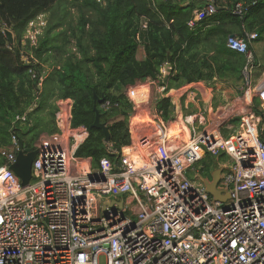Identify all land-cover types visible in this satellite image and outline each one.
Listing matches in <instances>:
<instances>
[{
	"label": "built area",
	"instance_id": "1",
	"mask_svg": "<svg viewBox=\"0 0 264 264\" xmlns=\"http://www.w3.org/2000/svg\"><path fill=\"white\" fill-rule=\"evenodd\" d=\"M200 1L202 8L188 22L192 29L217 11V0ZM247 9L238 2L233 11L243 15ZM147 25L143 20L142 29ZM39 33L32 22L27 36L35 40ZM257 37L256 32L231 36L227 46L245 55L244 97L249 103L257 97L263 108L264 72L256 79L260 65L250 48ZM33 59L22 50L25 63ZM30 72L36 77L34 69ZM167 74L162 68L158 79ZM139 90L126 88L134 136L117 162L104 157L94 167L90 158L77 156L88 131L72 127L71 98L57 101L62 139L37 146L28 185L9 166L18 153L19 137L12 134V148L1 151L7 164L0 166V264H264V133L252 134L262 116L225 136V117L197 130L192 115L187 124L194 136L184 142L183 132L171 134L163 119L154 121L141 108ZM108 149L118 152L111 144ZM204 151L230 158L219 183L225 201L186 174ZM104 197L109 201L102 204Z\"/></svg>",
	"mask_w": 264,
	"mask_h": 264
},
{
	"label": "trees",
	"instance_id": "2",
	"mask_svg": "<svg viewBox=\"0 0 264 264\" xmlns=\"http://www.w3.org/2000/svg\"><path fill=\"white\" fill-rule=\"evenodd\" d=\"M185 1L105 0L102 5L98 0H0V21L12 28L16 38L15 49L10 50L0 29V165L5 161L1 149L10 146L12 132L27 147H34L41 134L56 132L53 100L57 97L74 100L73 127L84 125L89 130L77 155L91 158L97 167L104 157L117 162L119 152L131 144L128 120L133 109L125 88L157 75L164 63L170 61L167 88L215 78L240 87L245 59L226 46L227 38L244 35L242 26L264 38V0H257L244 17L233 14L232 8L238 1L254 0H219L220 11L194 31L187 22L197 0H189L187 5ZM41 13H49V23L39 46L31 49L42 63L54 68L40 86L20 60L18 47L29 22ZM144 19L148 21L146 30L141 27ZM141 47L145 56L140 59ZM37 92L38 105L27 112ZM95 94L101 100L95 101ZM107 100L112 107L104 109L101 104ZM173 104L171 97L158 102L165 119ZM95 105L109 127V142L103 129L93 127ZM24 113L27 120L13 124ZM109 144L118 152L109 150ZM202 161L204 174L210 177L217 161L207 156Z\"/></svg>",
	"mask_w": 264,
	"mask_h": 264
},
{
	"label": "crops",
	"instance_id": "3",
	"mask_svg": "<svg viewBox=\"0 0 264 264\" xmlns=\"http://www.w3.org/2000/svg\"><path fill=\"white\" fill-rule=\"evenodd\" d=\"M189 2V0H186L184 5L189 4ZM196 5V8L199 7L201 2L196 1ZM260 41V46L255 41L252 47L264 70V38ZM260 76L261 70H258L256 72V79L260 78ZM158 80H154L153 77L148 76L146 79L136 80L134 83L140 89L138 99L141 102V108L148 111L149 116H152L154 121L163 119L168 125L171 134L183 132L185 134L184 142L189 141L194 136L190 125L187 124V117L192 115L196 117L195 127L197 130L198 128L203 130L222 116L225 117V121L221 127V132L225 136L231 135L233 129L246 120L252 121L254 116L259 115L262 116V119L254 123L252 134L258 135L260 133L262 135L264 133V106L262 108L259 102L257 104L254 101L253 103H249L244 97L242 90L244 84L243 77L240 87H236L232 82H224L215 78L212 81L200 80L184 83L178 87L167 88L164 92L161 89L163 80ZM168 96L173 99L174 104L170 108L169 118L165 119L163 116L164 112L158 111L157 105L160 99ZM221 113H225V115ZM199 117L205 118L206 122L202 123ZM131 120L132 117L130 116V127ZM131 136H134V133ZM61 139V133H43L35 142L34 147L31 148L35 149L38 145H52ZM210 177L206 176V178L203 177L202 179L204 181Z\"/></svg>",
	"mask_w": 264,
	"mask_h": 264
},
{
	"label": "clouds",
	"instance_id": "4",
	"mask_svg": "<svg viewBox=\"0 0 264 264\" xmlns=\"http://www.w3.org/2000/svg\"><path fill=\"white\" fill-rule=\"evenodd\" d=\"M100 3H102V5H105L106 4V2H105V0H98ZM197 1H199V2H201L200 0H197ZM238 2H243V1H238ZM237 2V3H238ZM254 2H256L257 3V0H254V1H252L251 3H248V2H243L247 7H248V9H247V11H246V13L249 11V8L252 6V5H255L254 4ZM236 3V4H237ZM216 4H217V11H216V13L214 14V15H212L211 17H213V16H215L217 13H218V11H220L219 9H220V4H219V0H217V2H216ZM236 4L234 5V7L232 8V10H231V12L233 13V14H235V15H238V16H240V17H244V15L246 14H243V15H239V14H236V13H234V8H235V6H236ZM202 6H203V3L201 2V5L199 6V7H197L195 10H194V12H193V15H192V17L191 18H193V16L195 15V13H196V11L198 10V9H200V8H202ZM73 11V10H72ZM211 17H209V18H207V19H204L203 21H201V22H199L198 24H197V26L195 27V28H191L189 25H188V22H189V20L191 19H189L188 20V22H187V25H188V27L190 28V29H192L193 31L194 30H196L197 28H199V27H203V26H205V24L207 23V22H209V20H210V18ZM49 18H50V16H49V13H41V14H39V15H37L35 18H33L30 22H29V24H28V28L26 29L27 30V32L26 33H24V35H23V38H22V40H21V43L19 44V58H20V60L25 64V65H28L29 66V74H30V77L32 78V79H39V84H40V86H41V84L43 85V83H44V80H45V78L47 77V74L49 73V71L51 70L50 68H48V65H45L44 63H42L41 62V60L39 59V57L35 54V52L33 51V49H31V48H33V47H35V48H37L38 46H39V42H40V38L42 37V35L44 34V32H45V29H46V27H47V25H48V23H49ZM144 20H146V19H144ZM44 22V24H40V22ZM32 22H34L35 24H36V27H38L39 29H40V33L39 34H37V37H36V39L34 40V39H32L30 36H27L28 35V31H29V29H30V27H31V23ZM147 23H148V21H147ZM3 24H5L6 25V30L4 31L3 30ZM208 26V25H207ZM147 27H148V25H147ZM242 28H243V33H244V35H236V34H231V35H229V37H231V36H237V37H245V35H246V33H253V32H255V31H247L246 30V28H245V26H242ZM0 29L2 30V33L4 34V36L7 38V32H10L11 33V35H12V39H13V43H11L8 39H7V41H8V47H9V49L10 50H14L15 49V46H14V44H15V41H16V38H15V35H14V31L12 30V28L11 27H9L8 26V24L6 23V22H4V21H0ZM147 29V28H146ZM145 29V30H146ZM257 33V32H256ZM258 34V33H257ZM228 37V38H229ZM138 38H139V34H138ZM228 38H227V41H228ZM260 40H262V39H259V34H258V37L257 38H255V39H252L251 41H250V48L254 51V49H253V47H252V44L255 42V41H260ZM26 42L25 44H23V42ZM226 46H227V42H226ZM228 47V46H227ZM229 48V47H228ZM230 50H232L231 48H229ZM22 50H25L26 52H28L29 54H32L33 56H34V59H33V61L31 62V64H27V63H25L23 60H22ZM232 51H234V52H237V53H240V52H238V51H235V50H232ZM254 53H255V51H254ZM240 54H242L243 56H244V58H245V55L243 54V53H240ZM255 55H256V53H255ZM256 59H257V62L259 63V67L257 68V70L255 71V73L258 71V70H261V74L264 72V70L262 69V64L260 63V61L258 60V58H257V56H256ZM36 63H39L38 65H40L41 67H42V69H41V71H40V69H38V66L37 65H35ZM169 63H170V61H168V62H166V63H164L161 67H160V71H159V73L157 74V75H152V76H149V77H153L154 78V80H156V79H158V76L161 74V69L162 68H166L167 69V71H168V74L165 76V78L163 79V86H166L164 83L166 82V78L171 74V71H170V65H169ZM244 65H245V63H244ZM244 67V66H243ZM53 68H54V66H53ZM30 69H34L35 71H36V73H37V75H36V77H34L33 75H32V73L30 72ZM242 77H243V69H242ZM158 81H160V80H158ZM191 83V82H190ZM132 85H135V84H132ZM128 86H130V85H128ZM127 86V87H128ZM126 87V88H127ZM126 88H125V90H124V93H125V95H126ZM243 89V94L245 95V89H244V84H243V87H242ZM166 89H167V86H166ZM165 89V90H166ZM39 95H40V92H37V96H36V100L34 101V103L29 107V109L27 110V112H29V111H32L35 107H37V105H38V100H39ZM126 97H127V95H126ZM168 97H170V96H168ZM65 98H70V97H57V98H55L54 100H53V102H54V104H55V106H56V110H55V114H56V111H57V109H58V106H57V101L59 100V99H65ZM72 99V98H71ZM127 99L129 100V98L127 97ZM163 99V98H162ZM161 100V99H160ZM72 101H73V106H74V100L72 99ZM107 101H110V100H107ZM253 101L255 102V104H257L258 102L260 103V101H259V99L257 98V97H255L254 99H253ZM106 101H104L103 103H105ZM111 102V101H110ZM129 102H130V100H129ZM103 103L101 104V107L102 108H104L102 105H103ZM112 103V102H111ZM131 103V102H130ZM132 104V103H131ZM97 106V105H96ZM98 107V106H97ZM112 107V106H111ZM104 109H106V108H104ZM109 109V108H108ZM132 109H133V111L131 112V114H130V116L133 114V112H134V108H133V104H132ZM159 111V110H158ZM18 116H20V117H23V116H25L26 117V119L25 120H23L22 118H20V119H17V117ZM129 119H130V117H129ZM27 120V113H24V114H20V115H17L16 116V118L13 120V124H16L18 121H20V122H25ZM54 120H55V124H56V126H57V123H56V117H55V115H54ZM128 125H129V120H128ZM81 126H84V125H81ZM72 127H73V109H72ZM86 127V126H85ZM73 128H77V127H73ZM86 129H87V127H86ZM60 130H59V128H58V126H57V130H56V132H54V133H58ZM87 131H88V137H89V130L87 129ZM129 132H130V128H129ZM13 133H15V132H12L11 133V144H10V146L9 147H7V148H3V149H11L12 148V134ZM54 133H51V134H54ZM16 134V133H15ZM130 135H131V132H130ZM18 136V135H17ZM19 137V136H18ZM87 137V138H88ZM21 138L19 137V140H20ZM19 140H18V150H19ZM87 140V139H86ZM107 142H109V141H107ZM131 142H132V137H131ZM25 145V144H24ZM81 147V146H80ZM79 147V148H80ZM31 148V147H30ZM3 149H1V151L3 150ZM33 150H37V153H38V148L36 147L35 149L34 148H32ZM78 151V150H77ZM207 152V151H206ZM207 153H209V152H207ZM77 154V153H76ZM210 154V153H209ZM212 155V154H211ZM222 155H224V154H221L220 156H222ZM2 156V155H1ZM17 156H18V153H17ZM36 156H37V154H36ZM78 156V155H77ZM219 156V157H220ZM2 157H4V156H2ZM79 157V156H78ZM219 157H217V158H215L216 159V161H217V168L216 169H218V168H221L222 169V172H221V176H222V174H223V172H224V166H222L221 165V163H220V161H219ZM36 158V157H35ZM83 158H87V157H83ZM204 158V157H203ZM203 158H202V160H203ZM4 159H5V157H4ZM16 160H17V157H16ZM201 160V161H202ZM5 161H7L6 159H5ZM34 161V160H33ZM16 162V161H15ZM15 162H13V163H15ZM200 162V161H199ZM13 163H11L9 166H11ZM2 165H5V164H2ZM2 165H0V166H2ZM32 165H33V163H32ZM216 169H214V170H216ZM213 170V171H214ZM211 176H212V174H211ZM221 176H220V179H219V182H218V189H219V183H220V180H221ZM20 178V177H19ZM32 178V177H31ZM21 179V178H20ZM208 180H212V177H210V178H208ZM205 181L206 180H204V183H205ZM205 185H206V183H205ZM207 188V187H206ZM221 190V189H220ZM209 192V191H208ZM210 193V192H209ZM223 193V192H222ZM211 194V193H210ZM212 195V194H211ZM223 195H227V194H224L223 193ZM213 196V195H212ZM214 197V196H213ZM228 198V197H227ZM113 200H116V201H120V200H123V199H120V200H117V199H113ZM112 200V201H113Z\"/></svg>",
	"mask_w": 264,
	"mask_h": 264
},
{
	"label": "water",
	"instance_id": "5",
	"mask_svg": "<svg viewBox=\"0 0 264 264\" xmlns=\"http://www.w3.org/2000/svg\"><path fill=\"white\" fill-rule=\"evenodd\" d=\"M7 39L13 43L12 35L10 32H7ZM95 101L101 100L98 95L95 94ZM94 109L96 111L95 121L93 127H98L103 129L105 133V140H110V131L106 123L101 121V112L100 109L95 105ZM37 154V150H33L30 147H25L22 139L19 140V150L18 156L15 163H13L10 168L21 178L23 185H28L32 177V163ZM222 169L218 168L212 173V180H206L207 190L214 196L216 200L225 201L227 195H223L222 191L218 189V182L221 176ZM113 203L117 202L120 205L123 204V200L116 201L113 200Z\"/></svg>",
	"mask_w": 264,
	"mask_h": 264
},
{
	"label": "rangeland",
	"instance_id": "6",
	"mask_svg": "<svg viewBox=\"0 0 264 264\" xmlns=\"http://www.w3.org/2000/svg\"><path fill=\"white\" fill-rule=\"evenodd\" d=\"M73 16H76L77 12L75 10H73ZM258 42V45L260 46V43L261 41H257ZM138 57L141 59V58H144L145 56V52L143 50V48L141 47L138 51ZM48 68H50L51 70L53 69V66L52 65H48ZM55 134V133H54ZM204 154L205 156H207V158L210 157L215 159L217 157L207 153L206 151H204ZM229 160L230 158L228 157V155L224 154L222 156L219 157V161L221 163L222 166H224L225 164L229 163ZM3 164H7V161H4ZM204 168H205V162L203 161H200L198 163H195L191 168H189L187 171H186V174L187 176L192 180L194 181L197 185H201L203 183V177L206 178L205 174H204ZM212 174V173H211ZM99 201L100 203H105L106 201H109L107 200L106 197L104 198H99ZM128 215H131L133 218H135L132 213H128Z\"/></svg>",
	"mask_w": 264,
	"mask_h": 264
}]
</instances>
